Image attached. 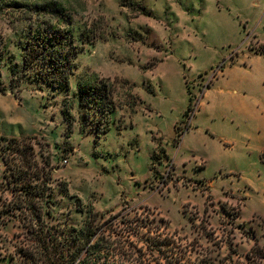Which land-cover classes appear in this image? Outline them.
I'll list each match as a JSON object with an SVG mask.
<instances>
[{
	"label": "rangeland",
	"instance_id": "rangeland-1",
	"mask_svg": "<svg viewBox=\"0 0 264 264\" xmlns=\"http://www.w3.org/2000/svg\"><path fill=\"white\" fill-rule=\"evenodd\" d=\"M15 1L0 10L7 86L32 28L49 19L29 9L32 0ZM54 1L70 10L71 24L60 26L78 51L69 89L26 74L0 94V185L11 171L2 159L6 140L25 139L39 161L51 163L56 183L67 185L53 223L80 228L95 213V225L118 214L113 239L129 227L138 248L154 230L180 245L201 231L215 232L202 242L223 245L225 254L232 226L240 253L254 245L253 235L264 245V0ZM220 70L223 81L206 90ZM87 77L97 97L109 96L112 112L89 105L78 89ZM190 98L193 110L184 116ZM197 110L200 129L185 137L197 149L169 153L192 166L179 176L158 144L180 136ZM15 232L0 226V264H23Z\"/></svg>",
	"mask_w": 264,
	"mask_h": 264
},
{
	"label": "trees",
	"instance_id": "trees-1",
	"mask_svg": "<svg viewBox=\"0 0 264 264\" xmlns=\"http://www.w3.org/2000/svg\"><path fill=\"white\" fill-rule=\"evenodd\" d=\"M32 1V6L26 3L24 6H31L29 9L33 13L41 17L47 15L49 19L32 28L22 47L21 63H14L10 68L13 76L10 85L0 80L2 95L8 90L13 91L14 76L19 78L26 74L53 88L63 85L69 89V76L78 53L73 38L67 35V25L71 24L70 10L66 4L54 0ZM8 2L0 0V10L2 5L17 4L15 0ZM62 22L67 25L61 27ZM3 52L2 47L0 60ZM90 80L88 77L84 83L80 80L79 91L88 97L89 105L102 112L105 111L104 107H108L107 113L112 112L115 106L109 101V106H106L104 101L109 96L104 93L97 97ZM191 101L190 98L184 116L193 110ZM107 131L108 127L103 133ZM6 141L7 146L3 149H10V152L2 159L6 169L10 168L11 171L5 172V180L0 185V226L11 224L16 229L14 238L16 246L22 251L23 264H264V245L255 235L254 245L247 253L238 251L237 234L234 233L236 226H232L223 237L227 247L224 254L223 245L214 242L210 247L202 242L206 236H210V242L215 232L206 234L199 231L195 242L188 245L177 244L172 239L174 235L168 238L154 230L150 234L155 235L151 238L144 236L146 245L138 248L131 240L134 232L129 227L124 232L122 230L123 237L113 239L117 233L111 227L118 214L95 225L94 220L98 216L95 213L92 217L87 216L80 228L53 223V207L59 200L58 194H66V183H56L51 163L47 159L39 161L32 145L25 139L9 138ZM11 154L14 156L10 157ZM153 157L151 155V159ZM243 233L247 234L245 231ZM154 252L158 254L156 261H153Z\"/></svg>",
	"mask_w": 264,
	"mask_h": 264
},
{
	"label": "crops",
	"instance_id": "crops-1",
	"mask_svg": "<svg viewBox=\"0 0 264 264\" xmlns=\"http://www.w3.org/2000/svg\"><path fill=\"white\" fill-rule=\"evenodd\" d=\"M223 74H224V72L222 70H220L218 72V74H216L213 77V80H211L210 84L208 86H206V90H209L210 89V86H213V81H215L216 84H220L223 81ZM206 90L204 89V91H203V94L204 95L207 92ZM206 95H207V93H206ZM201 98H203V95L201 96ZM199 105L201 106L200 109L203 108L204 102L203 101L200 102ZM197 112H199V110H197L196 113L194 115H192L191 120L189 122H187V126L184 128V130L182 131V133L180 134V136L179 135H176L175 138L173 139V142H169V141H166L165 140L164 145H163V142H159V144H158L162 148V151L165 152V156L168 159V161L170 162V164L172 165V167L174 168V172H179V173H176L179 176H182V174H184L183 175L184 177L185 176H188L190 174L189 173V168L192 167V166L191 165H188L185 162L184 159H180L178 161L174 160V158H171L170 157L169 153H170V150H172V149L177 152L179 149H181L183 147L197 149V145L195 143H193L191 140L189 141V143L185 142V137H187V136H194V134L197 133L199 131V129H200L195 124V118H196L195 115L197 114ZM177 125H178V123H176L173 126L175 134L177 133L176 132ZM219 140H220V143H223V141L221 139H219ZM151 155H150V160H151ZM201 161L204 163V165L201 166V167H205L207 165V163H208V159L205 158V157L204 158H201ZM236 191H238V189Z\"/></svg>",
	"mask_w": 264,
	"mask_h": 264
},
{
	"label": "built area",
	"instance_id": "built-area-1",
	"mask_svg": "<svg viewBox=\"0 0 264 264\" xmlns=\"http://www.w3.org/2000/svg\"><path fill=\"white\" fill-rule=\"evenodd\" d=\"M192 116V115H191Z\"/></svg>",
	"mask_w": 264,
	"mask_h": 264
}]
</instances>
